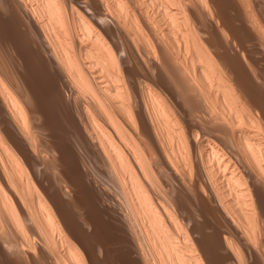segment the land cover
<instances>
[{"label":"bare ground","instance_id":"obj_1","mask_svg":"<svg viewBox=\"0 0 264 264\" xmlns=\"http://www.w3.org/2000/svg\"><path fill=\"white\" fill-rule=\"evenodd\" d=\"M0 264H264V0H0Z\"/></svg>","mask_w":264,"mask_h":264}]
</instances>
